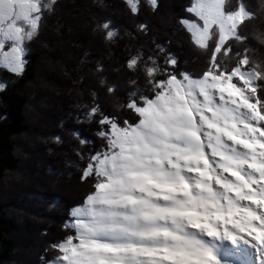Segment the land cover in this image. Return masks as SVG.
I'll return each mask as SVG.
<instances>
[{
  "label": "snow or ice",
  "instance_id": "snow-or-ice-1",
  "mask_svg": "<svg viewBox=\"0 0 264 264\" xmlns=\"http://www.w3.org/2000/svg\"><path fill=\"white\" fill-rule=\"evenodd\" d=\"M60 4L0 0V68L14 74L12 84ZM117 7L132 29L111 16L86 22L108 47L100 56L80 49L70 91L89 99L68 115L95 125L96 141L71 132L77 160L67 166L86 191L39 264H264V0L182 6L177 30L196 46L198 70L139 19L145 9L158 15L162 0ZM125 36L121 62L111 46ZM7 87L0 82V93ZM52 140L64 143L58 133Z\"/></svg>",
  "mask_w": 264,
  "mask_h": 264
},
{
  "label": "trees",
  "instance_id": "trees-1",
  "mask_svg": "<svg viewBox=\"0 0 264 264\" xmlns=\"http://www.w3.org/2000/svg\"><path fill=\"white\" fill-rule=\"evenodd\" d=\"M187 2L162 0L158 15L145 9L139 19L150 24L151 34L161 43L170 37V50L189 68L198 70L203 61L197 63L196 46L186 31L177 30ZM118 3L103 0L107 5L103 7L97 0H61L39 37L29 43L23 78L12 84L14 74L0 72V81L8 83L7 90L0 93V264H39L46 245L64 235L62 222L68 207L80 201L86 191L75 167L67 166L68 161L77 160L71 132L96 141L95 125L77 124L68 115L77 100L89 99L70 89L81 48H90L94 56L106 54L108 46L86 23L93 14L111 16L121 29L133 28L135 21L120 12ZM127 42L125 36L111 46L114 58L121 62ZM138 43L146 45L145 52L151 50L144 38ZM101 101L106 107L111 104L103 92ZM61 120L63 129L58 127ZM57 133L64 137L63 145L52 140ZM57 172L64 173L63 177L54 175Z\"/></svg>",
  "mask_w": 264,
  "mask_h": 264
},
{
  "label": "rangeland",
  "instance_id": "rangeland-1",
  "mask_svg": "<svg viewBox=\"0 0 264 264\" xmlns=\"http://www.w3.org/2000/svg\"><path fill=\"white\" fill-rule=\"evenodd\" d=\"M201 63H202V60L200 61ZM201 65V64H200ZM2 70H7V69H3V68H0V72L2 71ZM8 71V70H7ZM9 72V71H8ZM1 82V81H0ZM225 244L229 247V248H231V247H233L232 245H231V242L230 241H225Z\"/></svg>",
  "mask_w": 264,
  "mask_h": 264
}]
</instances>
